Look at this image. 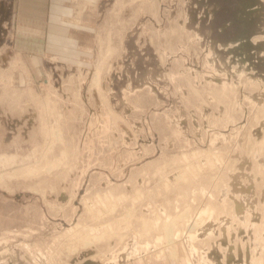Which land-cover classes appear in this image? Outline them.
Wrapping results in <instances>:
<instances>
[{
    "label": "rangeland",
    "instance_id": "1",
    "mask_svg": "<svg viewBox=\"0 0 264 264\" xmlns=\"http://www.w3.org/2000/svg\"><path fill=\"white\" fill-rule=\"evenodd\" d=\"M60 1L0 87V264H264V0Z\"/></svg>",
    "mask_w": 264,
    "mask_h": 264
},
{
    "label": "crops",
    "instance_id": "2",
    "mask_svg": "<svg viewBox=\"0 0 264 264\" xmlns=\"http://www.w3.org/2000/svg\"><path fill=\"white\" fill-rule=\"evenodd\" d=\"M62 5L60 0H0V87L6 79L33 89L35 70L41 69L47 49L68 57V46L74 47L76 40L59 29ZM3 98L0 93V112L19 110L5 109Z\"/></svg>",
    "mask_w": 264,
    "mask_h": 264
},
{
    "label": "bare ground",
    "instance_id": "3",
    "mask_svg": "<svg viewBox=\"0 0 264 264\" xmlns=\"http://www.w3.org/2000/svg\"><path fill=\"white\" fill-rule=\"evenodd\" d=\"M109 55V54H108ZM97 72H98V70H97ZM96 77H98L97 75H96ZM96 79V78H95ZM98 79V78H97ZM58 135V134H57ZM49 153V152H48ZM180 159V158H179ZM160 169V168H159ZM26 170V169H25ZM34 170V169H33ZM51 170V169H50ZM158 170V169H157ZM23 172H25L24 170H23ZM160 172V171H159ZM176 177H181L182 179H186V177H185V175L184 174H181V175H177ZM185 177V178H184ZM180 179V178H179ZM1 180H2V177H0V182H1ZM140 191V190H139ZM120 196V195H119ZM118 196V197H119ZM137 196V195H136ZM111 197V196H110ZM120 198H122V197H120ZM120 198H119V200H120ZM106 199V198H105ZM127 199V198H126ZM118 200V201H119ZM134 202V201H133ZM116 203V202H115ZM86 204V203H85ZM118 204H119V202H118ZM121 204V203H120ZM90 205V204H89ZM92 206V205H91ZM117 207V206H116ZM88 208H89V206H88ZM90 208H92V207H90ZM113 209H114V207H113ZM191 209V208H190ZM185 210H187V208H185L184 209V211ZM114 211V210H113ZM89 212V211H88ZM135 212V211H134ZM185 212H187V211H185ZM98 213V212H97ZM112 213V212H111ZM111 213H109V214H111ZM183 213L184 212H182V215H183ZM188 214V213H187ZM128 215V214H127ZM134 216V215H133ZM179 215H176L175 216V218L177 217V218H180V216H181V214H180V216L178 217ZM184 216H185V213H184ZM132 218V217H131ZM135 218V217H134ZM148 217L146 216V217H142L141 218V225L142 226H144V225H146V223H148L149 222V219H147ZM181 218H182V216H181ZM174 220V219H173ZM172 220V221H173ZM172 221H170V222H167V224L165 225L166 226V229H164V232H165V235H166V237H167V241H168V243H170L171 245L173 244V241H172V225H174V222H172ZM204 221V220H203ZM164 222V221H163ZM173 224H172V223ZM122 223V222H121ZM200 221H194V222H192L190 225V227H191V229H197L198 228V226H200ZM165 224V223H164ZM172 224V225H171ZM103 226V225H102ZM101 226V227H102ZM147 226V225H146ZM202 226V225H201ZM84 227V226H83ZM195 227H197V228H195ZM109 228V227H108ZM173 228H174V226H173ZM200 228H202V227H200ZM205 228V227H204ZM85 229H87V228H85ZM90 229V227L88 228V230L86 231H83L82 233H80V235H79V233L77 234V236H76V238H75V242L73 241V243H72V245L71 246H69V247H67L68 248V250H69V252H74V251H76V250H78V248H84V247H88L89 245H91L93 242H96V241H100V239L102 238V239H110V237L112 236V233L111 232H109L108 230H107V228H105V231L104 232H101V233H95V231H94V233H91V231L89 230ZM83 230V229H82ZM116 230V229H115ZM99 231H101V230H99ZM120 231H121V229H120ZM93 232V231H92ZM112 232H114V231H112ZM201 232V231H200ZM116 234V233H115ZM117 234H118V232H117ZM116 234V235H117ZM126 235V234H125ZM125 235H123V236H125ZM73 236V235H72ZM113 236H115L114 234H113ZM118 236H120V239L122 238V236L121 235H118ZM198 236V235H197ZM113 238V237H112ZM111 238V239H112ZM71 240V239H70ZM100 243V242H99ZM98 243V244H99ZM109 243V242H108ZM105 244H106V242H105ZM92 246V245H91Z\"/></svg>",
    "mask_w": 264,
    "mask_h": 264
}]
</instances>
